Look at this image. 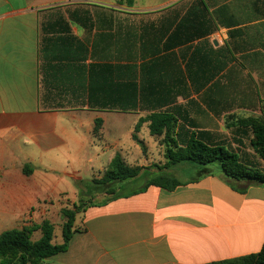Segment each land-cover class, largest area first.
<instances>
[{"label": "crops", "instance_id": "obj_1", "mask_svg": "<svg viewBox=\"0 0 264 264\" xmlns=\"http://www.w3.org/2000/svg\"><path fill=\"white\" fill-rule=\"evenodd\" d=\"M263 110L264 0H0V235L29 228L36 241L49 220L58 243L61 212L77 205L65 177L78 182L80 164L96 162L101 179L120 154L140 175L119 196L83 203L68 250L42 264L257 254L264 185L194 181L202 172L188 163L165 168V134L147 119L172 117L180 147L195 138L263 162L244 127ZM160 174L183 184L148 185Z\"/></svg>", "mask_w": 264, "mask_h": 264}, {"label": "trees", "instance_id": "obj_2", "mask_svg": "<svg viewBox=\"0 0 264 264\" xmlns=\"http://www.w3.org/2000/svg\"><path fill=\"white\" fill-rule=\"evenodd\" d=\"M150 130L153 135L165 134L167 149L165 168H172L180 164H190L202 173L194 181L207 175H220L227 183L237 188V184L248 182L264 185V168L256 162H243L235 152L219 146H210L195 138L180 147L174 140L175 120L167 115H152ZM244 127L251 129V146L258 157L264 162V110L260 116L245 120ZM137 139V137H135ZM26 167V172H27ZM143 168L129 166L120 154H117L109 164L105 175L101 179H94V189L97 193H104L111 197L119 196L118 187L124 182L137 178ZM183 183L171 174L154 176L148 185H154L172 191ZM105 199L102 203L108 201ZM76 205L75 209L62 210V242H55V226L45 220L39 226L42 237L32 240V230L29 228L13 229L0 235L1 264H42L46 259L66 252L79 229L76 228V216L82 209ZM208 264H264V246L257 254L212 262Z\"/></svg>", "mask_w": 264, "mask_h": 264}, {"label": "rangeland", "instance_id": "obj_3", "mask_svg": "<svg viewBox=\"0 0 264 264\" xmlns=\"http://www.w3.org/2000/svg\"><path fill=\"white\" fill-rule=\"evenodd\" d=\"M78 162H63L64 165L67 166H72V165H76ZM258 164H260L261 168H264V162H256ZM81 166L79 167L80 169V176H81V180H79L78 182H76L75 180H71L68 179L67 177H65L64 181L70 182L71 186L73 188H70L68 191L69 192V197L68 199L71 200L74 197L73 193V189L75 190V195L77 196V205H81L83 203L89 202V201H93V202H101L105 199L110 198V195H106L104 193H97L95 192V185L93 183V180L95 178V176H93V173H95V171H98V168H95L97 163L96 162H82V164H80ZM60 174V173H59ZM195 172L193 171H188V172H181L178 175L179 179H185L187 177H190L192 175H194ZM58 175V174H56ZM149 177V176H148ZM143 181H135L131 186H129L128 188H125L126 191L130 190V189H137L139 187H141L143 185ZM65 186V185H63ZM59 221V220H58ZM56 223V226H58V229L56 230V236L58 243L62 242V236L59 230V226L62 227V223L58 222ZM34 240V239H33Z\"/></svg>", "mask_w": 264, "mask_h": 264}]
</instances>
